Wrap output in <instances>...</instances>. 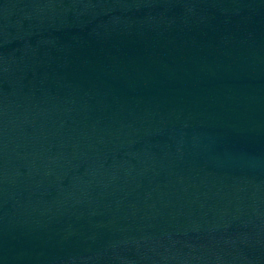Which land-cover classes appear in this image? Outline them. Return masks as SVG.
<instances>
[{"label":"water","instance_id":"obj_1","mask_svg":"<svg viewBox=\"0 0 264 264\" xmlns=\"http://www.w3.org/2000/svg\"><path fill=\"white\" fill-rule=\"evenodd\" d=\"M0 264H264V0H0Z\"/></svg>","mask_w":264,"mask_h":264}]
</instances>
